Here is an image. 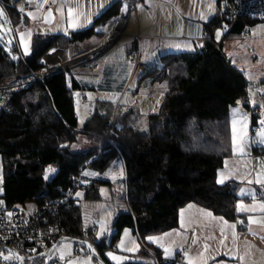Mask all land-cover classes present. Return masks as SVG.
Segmentation results:
<instances>
[{"label":"trees","instance_id":"16d2710c","mask_svg":"<svg viewBox=\"0 0 264 264\" xmlns=\"http://www.w3.org/2000/svg\"><path fill=\"white\" fill-rule=\"evenodd\" d=\"M219 3L216 18L205 25L211 36L226 25L222 1ZM0 5L18 24V14L10 2L0 0ZM120 8L115 4L106 16ZM262 23L264 19L241 18L225 35L241 37L247 27ZM92 32L88 30L72 37L37 36L30 59H13L0 45V84L43 70L47 66L41 61L51 50L66 49L75 41L88 39ZM255 56L254 50L250 58L253 60ZM161 72L168 92L159 111L150 116L146 132L128 124L129 114L117 120L119 107L99 100L94 104L92 117L81 129L76 113L77 94L93 93L96 88L79 81L69 70L56 71L13 92L0 116L3 172L0 198L5 211L13 206L47 204L60 195L58 189L72 187L81 172L85 178L86 169L104 173L117 160L124 166V201L128 212L114 219L112 227L116 234L111 243L103 236L101 244L115 248L125 229L132 230L141 242L165 234L178 227L180 211L189 204L245 227L246 220L237 207L236 189L232 184L221 186L218 171L232 156L231 110L243 102L250 103V91L255 89V83L247 79L246 72L236 67L212 38L200 43L194 53L164 56ZM256 84H260L257 91L261 90L262 83ZM255 109L264 112L260 107H253L252 112ZM256 118L252 114L253 127L257 125ZM49 165L59 170L51 182L45 178V168ZM102 185L111 189L114 183L93 180L91 188L83 192L84 200L100 201ZM79 194L51 222L69 228L78 236L86 232L91 239L93 230L84 225ZM77 246L91 255L86 246ZM93 247L103 261L111 264L105 249ZM146 249L163 256L154 245ZM146 249L141 255L149 254ZM15 250L25 256L22 248ZM46 261L40 258L25 264H46ZM123 264L150 263L135 259Z\"/></svg>","mask_w":264,"mask_h":264},{"label":"crops","instance_id":"0c3cea01","mask_svg":"<svg viewBox=\"0 0 264 264\" xmlns=\"http://www.w3.org/2000/svg\"><path fill=\"white\" fill-rule=\"evenodd\" d=\"M50 1L51 4L48 5ZM219 2L220 0H48L46 11L52 9L54 19L51 24H44L53 25L52 30H58L51 35L72 37L73 34L88 30L93 32L88 39L69 45L66 63L56 66L60 62L52 64L56 58L53 57L49 63L53 66L47 65L26 78L38 76L41 80L56 71L69 70L79 81L95 87V95H108L105 99H115L124 91L140 92V83L148 82L151 94H155V97L150 93L147 95L153 98V115L159 111L167 92L161 72L164 56L194 53L199 42L212 38L236 67L250 65L247 60H251L250 55L254 50L255 61L264 65L263 25L254 27L246 37L227 38L224 28L209 35L205 25L216 18L220 11ZM115 4L121 6L120 10L106 16ZM69 9L72 10L71 16ZM217 32L220 33L219 39ZM243 38H248V41L242 42ZM238 46H247L246 53ZM91 51L92 59L89 60L91 55L87 54ZM132 57L135 64H130ZM255 72L262 78H255ZM246 75L251 82H264V75L255 66L248 67ZM158 86L159 94L154 91ZM260 102L257 100L252 103L250 98L247 105L234 108L231 120L232 156L224 161L223 167L218 171L219 184H232L236 189L237 207L244 206L240 208V214L246 220L245 227L238 222L215 216L198 205L189 204L180 211L178 227L153 236L158 238L156 241L147 238L145 242H141L132 230L125 229L114 246L116 250L113 253L123 254L114 256L121 258L119 264L135 260L148 245H154L168 259L179 258L185 250V264H264V209L260 207L264 205V184L257 183L258 179H264V120L257 121L260 131L252 130V109ZM118 106L123 111L121 105ZM124 109L126 114L134 113L133 107L125 106ZM119 163L122 165L121 161ZM88 170L85 173L87 178L99 180L100 173ZM122 193L124 197V192ZM257 200L260 202H256ZM112 204L111 209L104 205L93 208L96 218L90 215L87 223L83 217L85 227L93 230L92 239L100 240L106 236L107 243H111L116 234L112 227L114 219L128 212L125 202L123 205ZM2 210H5L3 206L0 208ZM231 225H235V228ZM165 248L170 250V254L165 253ZM146 252L149 250L146 249ZM106 254L107 252L105 256ZM107 259L111 264L117 261H112L109 257Z\"/></svg>","mask_w":264,"mask_h":264},{"label":"rangeland","instance_id":"374dc122","mask_svg":"<svg viewBox=\"0 0 264 264\" xmlns=\"http://www.w3.org/2000/svg\"><path fill=\"white\" fill-rule=\"evenodd\" d=\"M51 4V1L48 5ZM48 5H46V8H48ZM0 8L3 9L4 15L0 16V45H2L5 50L9 53V55L15 59L19 58H26L30 59L34 54V40L37 36H43L46 34H55V31L58 30H52L53 25L49 26L44 24V16L46 14V9L44 11H39L36 9H33L31 12L32 15H28V20L26 21V27L21 23H14V20H12L11 16L8 14L7 10L0 5ZM34 17V18H33ZM264 26V23L260 24ZM58 26V25H57ZM251 31H253V27H251ZM225 32V29H224ZM58 34V33H57ZM250 34V33H249ZM248 34V35H249ZM244 35V37L248 36ZM248 38H243L242 42H247ZM239 47V46H238ZM17 48V51H14V49ZM27 48V51L25 49ZM243 53H246L247 46H241L239 47ZM92 51L89 52L87 55H91ZM53 57L55 58V62L52 64H56V66L63 65L67 62L69 58V48L66 49H53L51 50L41 61V63L45 66L48 65V67L53 66L52 64H49L51 60H53ZM92 59V55L89 57V60ZM249 61L250 65H245V67L240 68L242 72L248 71V67L255 66L257 70H259L264 75V65H259L255 59L247 60ZM247 64V63H245ZM252 73V71H251ZM256 76L255 78H262L261 75H258L256 72L253 74ZM258 75V76H257ZM252 77V76H250ZM40 80L38 76L32 77V78H26L24 77L21 80H15L12 83H5L10 84L14 87H26L30 84H32L35 81ZM16 81L18 83H16ZM255 84L258 82H254ZM262 83V82H260ZM264 83V82H263ZM262 83V89L256 90L253 89L250 91V98L252 100V103L256 102L257 100H260L261 102L258 103L257 107H260L264 110V85ZM140 92L135 91H124L119 94V97H115V99H105L108 95L102 94L105 97H102L100 95H95L92 93V91H82L77 94L76 98V113L79 121V127L82 129V126L92 117V114L94 112V104L96 101H110V103H113L115 106L121 105L123 108L120 109L117 120L121 117V115L126 114L124 111L125 106L133 107L134 113H130L128 116L127 122L130 126L135 128L136 130L140 132H146L148 130L149 125V118L152 113V97H155V94H151V89H149L148 82L144 81L140 83ZM165 86V85H164ZM127 89V85H125V90ZM157 94L160 92V87L158 86L156 90ZM166 91L168 92V87H166ZM15 92V91H14ZM166 92V94H167ZM150 93V96H147ZM165 94V95H166ZM245 105L244 102L240 104V106ZM239 105L237 107H240ZM119 107V106H118ZM235 107V108H237ZM129 108V107H128ZM233 110H231V120H232V113ZM141 115V116H140ZM264 134V129L263 133ZM258 135H260L258 133ZM124 166H122L119 161H115L114 164L111 166V168L104 172L100 173L99 180L106 181L110 180L114 183V190L112 188L110 189L108 186H100V195L101 200L100 201H86L84 200L83 192L79 194L80 200L83 207V217L84 221L87 223L86 220H88L89 216L92 215L93 218H96L93 212V208H100L101 206H106L108 209H111L113 206L112 203H122V192L125 190V184H124ZM89 172L88 169H86L85 173ZM2 181H3V172H2V164H1V158H0V197L2 196L3 189H2ZM126 204V203H125ZM3 206V209H5V203L0 198V208ZM33 204H27L25 207L29 210ZM126 206V205H125ZM128 208V207H127ZM127 210H123L125 212ZM96 221V220H95ZM106 233H108V230H106ZM79 250L84 251L85 249L77 246V244L74 243H64L61 244L57 251L53 254L52 262L50 264H102L100 261L93 260V257L85 252L84 255L80 256L78 253ZM115 251H109L106 254V257L113 259L108 255V253H112V256H123L122 253H113ZM63 256V258H61ZM123 260V259H122ZM113 261V260H112ZM121 262V259L119 261H114L115 264H119ZM46 264H49L48 261L45 262Z\"/></svg>","mask_w":264,"mask_h":264},{"label":"built area","instance_id":"2783aa9c","mask_svg":"<svg viewBox=\"0 0 264 264\" xmlns=\"http://www.w3.org/2000/svg\"><path fill=\"white\" fill-rule=\"evenodd\" d=\"M12 5V9L16 11L19 18V23L26 27L28 13L33 9L44 11L48 0H7ZM133 1V0H132ZM223 3L224 14H226L225 32L229 34L235 23L241 18H252L254 20L264 19V1L263 0H221ZM251 32V26L244 30V35ZM200 45V43H198ZM199 48V46H198ZM254 51L251 53L253 54ZM132 57L130 64H135ZM16 83H18L16 81ZM15 88L10 84H0V116L3 110L8 105L12 98L13 92L21 89ZM254 88L260 89V84H255ZM257 118V121L264 120V112L260 109H255L252 112ZM260 126L253 127V131H260ZM107 140V138L105 137ZM105 140V141H106ZM54 171H48L49 168ZM45 177L51 182L58 174V169L52 165L45 168ZM93 180L85 178L84 173H80L74 179L72 187L68 189H58L60 195L55 197L47 204H33L29 210L25 206H13L6 211H0V247H20L25 253V256H33L46 253L52 245L59 239L80 238L89 240L93 245L103 248L108 251H113L108 245H103L99 240L87 238V233L84 236L75 235L69 228H63L52 224V218L56 217L62 209L68 207L76 200L80 192L88 191L92 186ZM256 202H260L257 200ZM182 254L177 259H168L156 254H148L136 256V259L150 264H185ZM80 256L84 255L83 251L79 250ZM7 257V259H6ZM181 257V258H180ZM0 264H20V261L11 253L0 252Z\"/></svg>","mask_w":264,"mask_h":264},{"label":"water","instance_id":"95a60500","mask_svg":"<svg viewBox=\"0 0 264 264\" xmlns=\"http://www.w3.org/2000/svg\"><path fill=\"white\" fill-rule=\"evenodd\" d=\"M49 13H51V16H49ZM54 19V13H53V10L52 9H49L46 11V14L44 16V20H45V23L47 24H51ZM61 72V71H60ZM64 243H74V244H77V245H83V246H86L85 248H87L90 253H91V256L94 258V259H97L98 261H100L102 264H108L107 262L103 261L102 258L95 252L94 248H93V245L91 242H89L88 240H84V239H80V238H69V239H59L53 246H51V248L44 254H37V255H33V256H21L17 253V250L13 249V248H10V247H0V252L1 251H5V252H8V253H11L14 257H16L19 261H20V264H25L27 262H31V261H34V260H37V259H45L48 261V263L50 264L52 260V257H53V254L57 251V248L61 245V244H64Z\"/></svg>","mask_w":264,"mask_h":264},{"label":"snow or ice","instance_id":"6c2138e0","mask_svg":"<svg viewBox=\"0 0 264 264\" xmlns=\"http://www.w3.org/2000/svg\"><path fill=\"white\" fill-rule=\"evenodd\" d=\"M210 7H211V5H209ZM4 15V11H3V9L2 8H0V16H3ZM29 15L31 16L32 15V13H29ZM72 15V10L71 9H69V16H71ZM49 16H51V13H49ZM34 18V17H33ZM73 26H75V23H73ZM219 35H220V33L219 32H217V39H219ZM25 51H27V48L25 49ZM16 57H13V59H15ZM239 103V102H238ZM235 121L233 122V125H234V141H235ZM48 171H54V169H52L51 167L48 169ZM45 178H47V177H45ZM221 183H223V180H221L220 181ZM257 183H261V184H264V179H258L257 180ZM260 207L262 208V209H264V205H260ZM238 208H244V206L243 205H238ZM208 215H211V213H209ZM231 227H233V228H235V225H231ZM148 239L150 240V241H156L158 238H156V237H148ZM161 247H163V245H161ZM205 248H207V245L205 246ZM165 253L166 254H170V250L169 249H167V248H165ZM108 255L110 256V257H112L113 259H115V260H117V261H119L121 258L120 257H114V256H112V253H108ZM61 258H63V256L61 257ZM6 259H7V257H6ZM241 259H243V257H241Z\"/></svg>","mask_w":264,"mask_h":264},{"label":"bare ground","instance_id":"6f19581e","mask_svg":"<svg viewBox=\"0 0 264 264\" xmlns=\"http://www.w3.org/2000/svg\"><path fill=\"white\" fill-rule=\"evenodd\" d=\"M226 33V32H225Z\"/></svg>","mask_w":264,"mask_h":264}]
</instances>
